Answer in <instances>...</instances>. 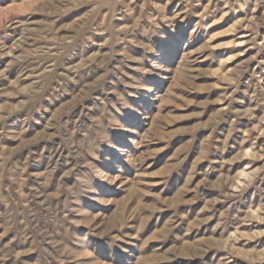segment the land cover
Listing matches in <instances>:
<instances>
[{
  "label": "rangeland",
  "instance_id": "1",
  "mask_svg": "<svg viewBox=\"0 0 264 264\" xmlns=\"http://www.w3.org/2000/svg\"><path fill=\"white\" fill-rule=\"evenodd\" d=\"M0 264H264V0H0Z\"/></svg>",
  "mask_w": 264,
  "mask_h": 264
}]
</instances>
